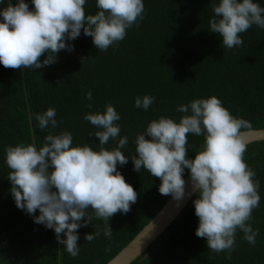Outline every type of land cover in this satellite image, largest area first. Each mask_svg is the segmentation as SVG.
I'll return each instance as SVG.
<instances>
[{"label":"trees","instance_id":"obj_1","mask_svg":"<svg viewBox=\"0 0 264 264\" xmlns=\"http://www.w3.org/2000/svg\"><path fill=\"white\" fill-rule=\"evenodd\" d=\"M27 2L30 9L34 7ZM143 2V19L106 51L98 50L81 29V35L71 42L74 50L59 51L50 66L13 69L0 65V264H106L171 196L159 193L158 177L144 169L134 171L131 159L123 166L118 164L125 182L138 194L136 203L127 214L117 212L109 219L111 238L103 235L105 221L96 219L89 209L93 221L77 230L80 251L76 257L70 256L57 243L54 231L34 223L15 206L10 194L5 147L33 142L40 146L49 133L48 129L34 131L36 122L29 121L30 115L55 108L59 126L51 129L53 134L69 131L73 146L90 143L99 150L98 137L89 136L95 128L83 116L103 112L111 103L121 117L115 122L121 131L104 147L111 150L126 135L129 143L121 151L129 157L137 155L133 141L150 121L160 116L178 121L185 114L176 108L193 99L216 96L234 117L251 123L247 129L264 128V29L252 25L240 34L243 45L228 49L219 34L208 31L211 0ZM257 2L264 6V0ZM84 8L86 15L99 10L95 0H87ZM83 58L88 59L82 63ZM87 91L92 92L91 101L85 98ZM144 95L155 97L147 111L135 107V98ZM89 103L92 108L87 107ZM203 142L202 135L189 134L187 158H194ZM244 161L260 182V206L248 221L259 231L255 245L244 240V233L237 229L230 254L209 250L206 238L195 235L194 193L162 234L129 264H264V140L247 144ZM183 175L186 178L189 170ZM94 231L100 234L87 242L85 234Z\"/></svg>","mask_w":264,"mask_h":264},{"label":"clouds","instance_id":"obj_2","mask_svg":"<svg viewBox=\"0 0 264 264\" xmlns=\"http://www.w3.org/2000/svg\"><path fill=\"white\" fill-rule=\"evenodd\" d=\"M30 3L34 6L31 9L27 0H0V65L5 68L50 66L59 51L74 50L71 42L81 35V29L98 50L106 51L125 38L126 30L138 24L145 11L143 0H95L99 10L94 15L85 14L87 0ZM211 4L208 31L219 34L228 49L242 46L240 34L252 25L264 29V6L257 0H211ZM45 53V58L39 59ZM87 59L83 58L82 63ZM85 98L91 101L92 92L87 91ZM154 101L151 95L138 96L135 107L147 111ZM87 107L92 108V104ZM176 111L185 115L178 121L160 116L135 136L137 155L131 157L121 151L129 143L126 135L120 136L111 150L104 147L121 131L115 123L121 117L111 103L103 112L83 116L95 128L89 136L98 137L99 150L90 143L73 146L69 131L53 134L51 129L59 126L55 108L30 115L29 121L36 122L34 131L48 129L49 133L40 146L33 142L4 149L15 206L34 223L53 230L57 243L76 257L80 251L77 230L93 221L92 214L105 221L103 235L111 238L109 219L117 212L127 214L136 203L137 192L117 169L118 164L123 166L131 159L134 171L144 169L160 179L161 195L180 201L185 195L196 194L195 235L206 238L209 250H227L230 254L237 229L244 233V240L255 245L259 231L248 221L260 206V182L254 179L255 170L244 161L247 140L241 132L251 123L234 117L216 96L193 99ZM189 134L204 137L201 150L191 159L187 158ZM185 169L189 170L191 193H186ZM99 234L86 233L84 239L91 242Z\"/></svg>","mask_w":264,"mask_h":264},{"label":"water","instance_id":"obj_3","mask_svg":"<svg viewBox=\"0 0 264 264\" xmlns=\"http://www.w3.org/2000/svg\"><path fill=\"white\" fill-rule=\"evenodd\" d=\"M247 144L264 140V128L241 130ZM186 180V193H191V184ZM194 195H185L177 201L170 196L154 216L137 232V234L121 248L106 264H129L143 253L147 247L172 223Z\"/></svg>","mask_w":264,"mask_h":264}]
</instances>
